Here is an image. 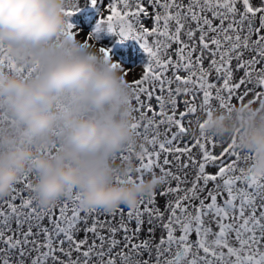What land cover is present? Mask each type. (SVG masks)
Wrapping results in <instances>:
<instances>
[{
	"label": "snow or ice",
	"instance_id": "1",
	"mask_svg": "<svg viewBox=\"0 0 264 264\" xmlns=\"http://www.w3.org/2000/svg\"><path fill=\"white\" fill-rule=\"evenodd\" d=\"M90 2L100 16L85 39L71 20L55 39L94 47L107 29L141 44L147 62L125 79L133 137L116 157H135L137 167L117 179L158 170L162 183L114 209L85 206L79 189L41 206L28 171L0 199V264H264V169L250 165L235 137L208 127L217 107L264 110V0ZM80 10L68 0L69 17ZM98 51L123 67L111 48ZM0 64L27 76L37 70L3 42ZM8 123L0 110V129Z\"/></svg>",
	"mask_w": 264,
	"mask_h": 264
},
{
	"label": "clouds",
	"instance_id": "2",
	"mask_svg": "<svg viewBox=\"0 0 264 264\" xmlns=\"http://www.w3.org/2000/svg\"><path fill=\"white\" fill-rule=\"evenodd\" d=\"M67 9L68 0H0V42L18 61L37 65L27 76L0 64V110L9 121L0 129V199L35 170L33 196L41 206L74 189L85 206L136 204L163 178L117 179L137 167L135 157L116 158L133 137L131 89L123 67L101 56L98 41L88 48L56 41L71 20ZM208 127L218 138L235 137L251 153L250 165L264 169V110L258 105L231 112L217 107Z\"/></svg>",
	"mask_w": 264,
	"mask_h": 264
},
{
	"label": "bare ground",
	"instance_id": "3",
	"mask_svg": "<svg viewBox=\"0 0 264 264\" xmlns=\"http://www.w3.org/2000/svg\"><path fill=\"white\" fill-rule=\"evenodd\" d=\"M79 7L80 11L77 12L73 17H71V22L74 23L79 29H81V33L78 34L77 39L80 41H83L85 39V35L89 32H91L99 19L100 12L98 9L91 5L90 0H79ZM91 13L94 16V25L92 26H81L76 21V18H82L83 16H86L87 13ZM103 32H106L110 36L107 35V37H104L105 39H102V35H104ZM112 32L108 31L107 29L101 31L99 33V39H98V47H108L112 49V59L114 62H119L126 70L128 69H135L136 71L142 67L147 60V54L144 52L143 48L141 47V44L134 40V39H127L126 41L133 44L132 46H129L130 44L126 43V41H123V49L116 48L119 46L117 44V41L119 38H117L115 35H111ZM114 33V32H113ZM112 33V34H113ZM119 42V41H118ZM120 43V42H119ZM122 43V42H121ZM133 76L132 74L128 75L126 79L131 81L130 77ZM235 102V101H234ZM239 104H237L238 106ZM158 173V170H157Z\"/></svg>",
	"mask_w": 264,
	"mask_h": 264
},
{
	"label": "rangeland",
	"instance_id": "4",
	"mask_svg": "<svg viewBox=\"0 0 264 264\" xmlns=\"http://www.w3.org/2000/svg\"><path fill=\"white\" fill-rule=\"evenodd\" d=\"M94 16H95V15H92L91 13L88 12V13L86 14V16H83L82 18H76V21H77L79 24H81V26H83V25H84V26H87V27H88V26H92V25L95 24V23H94ZM103 33H104V35H102V39H105L104 37H107V35L110 36V35L107 34L106 32H103ZM112 33H113V32H112ZM112 33H111V35H112V36L115 35L117 38H119L118 41L120 42V43H119V42L117 41V44H118L119 46H118V47L116 46L115 49H116V48H117V49H118V48L123 49L124 47H123L122 45H123L124 42L121 43V39H120L119 34H118V33H113V34H112ZM124 41H126V40H124ZM126 43L128 44L129 42L126 41ZM124 44H125V43H124ZM129 44H130L129 46H132V47H133V44H132V43H129ZM146 62H147V60H146ZM142 67H143V66H142ZM142 67H140V68L136 71L135 75L131 76L130 79L133 80V79L137 78L138 75L142 72Z\"/></svg>",
	"mask_w": 264,
	"mask_h": 264
}]
</instances>
